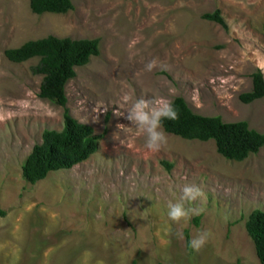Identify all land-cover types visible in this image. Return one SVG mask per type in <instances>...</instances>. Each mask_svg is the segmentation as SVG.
Masks as SVG:
<instances>
[{"label":"rangeland","instance_id":"obj_1","mask_svg":"<svg viewBox=\"0 0 264 264\" xmlns=\"http://www.w3.org/2000/svg\"><path fill=\"white\" fill-rule=\"evenodd\" d=\"M71 3L36 15L29 0H0V264H260L244 224L264 210V146L237 162L211 140L166 133L151 152L125 117L136 99L179 96L194 113L264 133V98L238 99L252 73L264 79V0ZM214 10L226 28L201 18ZM49 35L99 39L65 92L69 114L102 136L84 162L30 184L21 166L44 130H61L63 109L38 97L37 58L12 63L4 51ZM186 184L204 195L185 207L202 212L173 223L167 203ZM201 232L206 243L193 250L185 234Z\"/></svg>","mask_w":264,"mask_h":264},{"label":"trees","instance_id":"obj_2","mask_svg":"<svg viewBox=\"0 0 264 264\" xmlns=\"http://www.w3.org/2000/svg\"><path fill=\"white\" fill-rule=\"evenodd\" d=\"M33 14H65L73 9L71 0H29ZM201 18L226 28L219 10L204 13ZM264 30V26H263ZM99 55V39L57 38L49 35L28 40L16 48L6 49L4 56L12 63H22L31 58L38 62L31 67L33 75L42 76L38 97L63 109L61 130H44L41 142L35 144L21 166L23 180L30 184L44 179L50 172L68 170L84 162L98 149L101 135H96L86 124L79 123L66 107L65 86L75 77V68L85 66L91 57ZM264 98V79L259 70L251 74V89L238 96L244 104ZM178 109L176 121L164 120L166 133L184 140L213 141L215 149L230 161H243L264 146V133L250 129L245 121L224 122L220 116H203L194 113L182 97L173 100ZM167 170L171 164L162 162ZM6 212L0 208V217ZM252 240L256 257L264 264V210L249 213L244 224ZM186 235V243L188 237Z\"/></svg>","mask_w":264,"mask_h":264},{"label":"clouds","instance_id":"obj_3","mask_svg":"<svg viewBox=\"0 0 264 264\" xmlns=\"http://www.w3.org/2000/svg\"><path fill=\"white\" fill-rule=\"evenodd\" d=\"M155 66L156 61H150L145 65V70L151 71ZM123 99L127 102L131 97L125 95ZM125 118L144 134L145 148L151 152H157L167 143L163 121H176L179 118V112L170 99H136L132 102ZM203 195L204 193L198 185L186 184L182 186L178 198L167 203V217L169 220L177 223L181 220L187 221L191 216L199 215L202 209L185 207V204L196 201ZM170 230V225L165 227V231ZM206 240L207 233L201 232L192 237L188 244L193 250H199L206 243Z\"/></svg>","mask_w":264,"mask_h":264}]
</instances>
